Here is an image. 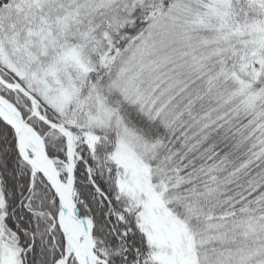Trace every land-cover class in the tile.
<instances>
[{
    "label": "snow or ice",
    "instance_id": "6c2138e0",
    "mask_svg": "<svg viewBox=\"0 0 264 264\" xmlns=\"http://www.w3.org/2000/svg\"><path fill=\"white\" fill-rule=\"evenodd\" d=\"M0 264H264V0H0Z\"/></svg>",
    "mask_w": 264,
    "mask_h": 264
}]
</instances>
